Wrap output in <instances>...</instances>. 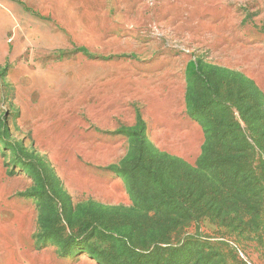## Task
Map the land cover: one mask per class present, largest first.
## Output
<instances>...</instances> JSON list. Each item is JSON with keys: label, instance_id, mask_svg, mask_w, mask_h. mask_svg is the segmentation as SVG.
<instances>
[{"label": "rangeland", "instance_id": "rangeland-1", "mask_svg": "<svg viewBox=\"0 0 264 264\" xmlns=\"http://www.w3.org/2000/svg\"><path fill=\"white\" fill-rule=\"evenodd\" d=\"M50 1L51 12L27 9L30 34L0 54V264H94L60 241L36 247L41 191L30 171L46 184L54 176L65 204L130 208L124 177L135 164L123 161L134 140L122 132L138 114L152 154L195 166L205 139L184 103L190 62L242 74L264 94V0ZM256 182L263 192H231L243 199L223 209L196 199L207 214L175 226L181 256L264 264V176Z\"/></svg>", "mask_w": 264, "mask_h": 264}, {"label": "trees", "instance_id": "trees-1", "mask_svg": "<svg viewBox=\"0 0 264 264\" xmlns=\"http://www.w3.org/2000/svg\"><path fill=\"white\" fill-rule=\"evenodd\" d=\"M186 72L187 115L201 125L205 139L195 166L152 154L138 114L135 125L122 132L134 140L123 161L135 164L132 175L124 177L132 185V206L103 210L92 202L65 204L58 180L51 176L46 184L39 171L31 170L33 189L41 191L33 195L40 201L41 242L36 247L60 241L66 252L79 251L97 264H191L193 257L181 256L183 247L176 248L184 243L178 242L174 229L206 217V211L194 210L196 199L217 201L223 209L231 198L243 199L231 192H263L250 185H259L257 177L264 176V170L257 172L253 166H264V94L242 74L201 60L190 62ZM174 167L181 172L175 173Z\"/></svg>", "mask_w": 264, "mask_h": 264}, {"label": "crops", "instance_id": "crops-1", "mask_svg": "<svg viewBox=\"0 0 264 264\" xmlns=\"http://www.w3.org/2000/svg\"><path fill=\"white\" fill-rule=\"evenodd\" d=\"M28 8L39 13L52 11L50 0H0V13H5L11 23L10 28L5 29L1 35L0 54H3L9 45L8 38H11L10 45L15 48L20 46V40L24 36H28L26 34H30L26 26L33 20V16L28 12Z\"/></svg>", "mask_w": 264, "mask_h": 264}, {"label": "bare ground", "instance_id": "bare-ground-1", "mask_svg": "<svg viewBox=\"0 0 264 264\" xmlns=\"http://www.w3.org/2000/svg\"><path fill=\"white\" fill-rule=\"evenodd\" d=\"M89 260H90V262H92V263L94 262V261H93V260H91V259H89ZM94 264H96V263L94 262Z\"/></svg>", "mask_w": 264, "mask_h": 264}]
</instances>
